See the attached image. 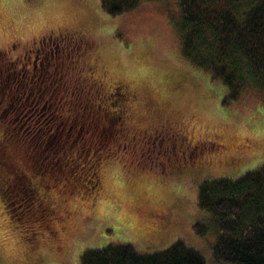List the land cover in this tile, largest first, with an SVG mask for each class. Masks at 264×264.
I'll return each instance as SVG.
<instances>
[{
    "label": "trees",
    "instance_id": "obj_1",
    "mask_svg": "<svg viewBox=\"0 0 264 264\" xmlns=\"http://www.w3.org/2000/svg\"><path fill=\"white\" fill-rule=\"evenodd\" d=\"M97 1L102 11L118 16L162 0ZM168 25L179 52L178 73L167 69L151 81L128 76L78 23L54 29L43 68L38 62L32 82L20 83L19 105L0 108V205L27 251L67 237L79 208L101 196L109 161H120L127 172L167 176L216 149L195 138L180 116L189 109L192 123L199 112L189 71L218 81L224 102L264 94V0H175ZM145 58L149 63L157 57L135 55ZM243 141V150L260 144ZM196 206L209 215L207 224H194L196 233L208 227L214 232L209 260L178 239L152 251L123 243L87 249L79 264H264V161L234 178L202 181ZM153 213L151 221L143 220L146 228L160 227L168 214L160 207Z\"/></svg>",
    "mask_w": 264,
    "mask_h": 264
},
{
    "label": "rangeland",
    "instance_id": "obj_2",
    "mask_svg": "<svg viewBox=\"0 0 264 264\" xmlns=\"http://www.w3.org/2000/svg\"><path fill=\"white\" fill-rule=\"evenodd\" d=\"M174 10L175 0L147 2L118 16L102 11L97 0H0V50L8 43H16V39L36 40L45 33L48 36L51 30L79 23L101 40V53L116 58L128 76L151 81L155 73L167 69L178 73L181 66L175 35L168 25ZM147 52H152L156 61L135 59V55ZM189 72L196 84L192 87V103L199 112L192 123L189 109L180 116L194 128L189 131L195 138L205 139L216 149L167 176L150 171L127 172L120 161H109L103 168L101 196L92 205L79 208L75 228H67L62 242L53 240L54 245L33 251L22 246L0 205V264H79L87 249L123 243L152 251L164 249L178 239L197 248L209 260L214 232L208 227L199 235L193 227L209 220L208 213L196 206L197 188L207 178H234L264 161V94L251 92L240 97L239 102H224L225 93L218 81L195 70ZM243 139L249 145L251 140L260 144L243 150ZM137 204H143L145 209L136 210ZM157 207L168 214L160 227L146 228L143 220L151 221Z\"/></svg>",
    "mask_w": 264,
    "mask_h": 264
},
{
    "label": "flooded vegetation",
    "instance_id": "obj_3",
    "mask_svg": "<svg viewBox=\"0 0 264 264\" xmlns=\"http://www.w3.org/2000/svg\"><path fill=\"white\" fill-rule=\"evenodd\" d=\"M48 36H41L36 40L26 42L16 41L9 44L5 49L0 50V108L5 110L7 106L14 107L19 105L17 96L20 94L21 81L29 80L32 82L31 75L43 68L42 56L46 54L51 44V38L57 30H51ZM47 58V57H44ZM62 66L63 72L69 70L68 63ZM11 71V73H10ZM4 75V76H3ZM27 92V91H26ZM24 92V94L26 93Z\"/></svg>",
    "mask_w": 264,
    "mask_h": 264
}]
</instances>
